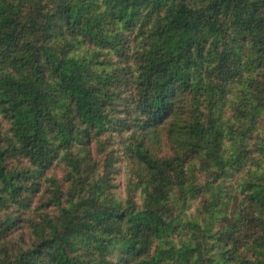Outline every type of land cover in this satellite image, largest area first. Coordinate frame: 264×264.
<instances>
[{
	"label": "trees",
	"instance_id": "16d2710c",
	"mask_svg": "<svg viewBox=\"0 0 264 264\" xmlns=\"http://www.w3.org/2000/svg\"><path fill=\"white\" fill-rule=\"evenodd\" d=\"M0 264H264V0H0Z\"/></svg>",
	"mask_w": 264,
	"mask_h": 264
},
{
	"label": "rangeland",
	"instance_id": "374dc122",
	"mask_svg": "<svg viewBox=\"0 0 264 264\" xmlns=\"http://www.w3.org/2000/svg\"><path fill=\"white\" fill-rule=\"evenodd\" d=\"M122 167H123V166H121L120 169H122ZM118 180H119L120 183H122L121 180H124V178L121 176V174L119 175Z\"/></svg>",
	"mask_w": 264,
	"mask_h": 264
}]
</instances>
